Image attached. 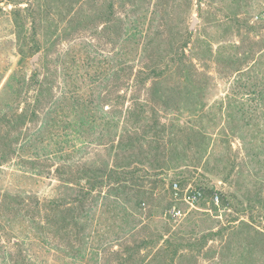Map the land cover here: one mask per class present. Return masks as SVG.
<instances>
[{"label": "trees", "instance_id": "1", "mask_svg": "<svg viewBox=\"0 0 264 264\" xmlns=\"http://www.w3.org/2000/svg\"><path fill=\"white\" fill-rule=\"evenodd\" d=\"M252 1L0 0L21 62L38 55L0 94V264H264V215L212 182L231 187L264 156V0ZM47 182L54 195L34 190ZM191 183L215 217L237 216L165 222L175 184Z\"/></svg>", "mask_w": 264, "mask_h": 264}, {"label": "rangeland", "instance_id": "2", "mask_svg": "<svg viewBox=\"0 0 264 264\" xmlns=\"http://www.w3.org/2000/svg\"><path fill=\"white\" fill-rule=\"evenodd\" d=\"M206 2L207 0H203ZM259 0H253L252 5H257ZM205 5V4H204ZM205 8H208L205 6ZM198 7L196 6V2H194L193 8L190 12L189 19L187 21V25L191 28V30H196L199 28L200 18L198 13ZM257 11V9H254ZM12 6H9L6 2L0 4V94L2 95V104L3 102H6L11 97V91L9 90L8 86L5 84L7 83L8 78L11 76V74H17V77H22L23 79L28 77L31 74L32 69L37 65L38 58H35L37 55H28L27 58H25L24 63L21 62V55H20V49L25 48L27 49V44L25 41H22V43H19L16 35V30L14 26L13 21V15L11 14ZM184 13V12H183ZM177 15V12L176 14ZM194 19H196V22L194 23ZM176 25V24H175ZM89 40H86L88 43V51L94 56L97 52V45L99 47L98 39L94 35V31L90 30L86 35ZM20 48V49H19ZM104 52L99 51L100 54H103L104 58L109 56L112 52V46L110 44H105L102 47ZM116 50L113 51V54H115ZM110 55L113 57L114 55ZM13 82V81H12ZM15 83V82H14ZM226 85L223 82H220L219 89L215 91V98H217L221 93L224 91ZM4 92V93H3ZM21 107L23 106L20 105ZM238 146V143H235V148ZM89 157L93 158L94 154H89ZM253 168H258L257 172L258 176L254 171L251 174H244L242 178L236 180L231 187L224 184L221 180L214 178L212 179V182L215 184L216 190L218 192L221 191H230L235 193L240 200H242L244 203H246V200L248 199L250 202L253 203V205L256 207V210L258 212H254V216H260L264 215V202L261 203V201H264V156L260 159V163L258 165H255ZM263 168V169H262ZM56 183H53L51 185L50 182H47L44 186H34V190L40 192L42 195H54L55 194V186ZM197 190V187L195 183H191L190 186H188L186 189H184L181 192L180 199H176L177 206L181 207L183 211L185 212V216L182 217L178 221H173L167 217L168 220H165V222H169L172 226H179L180 224H183L184 220L191 216L190 219L194 222L200 221L203 218L208 220L207 226H204L203 229L209 226V224H218V221H224L226 222L227 218H234L237 216L236 210H229V209H223L220 211V214L222 216L215 217V212L211 210L213 208L212 203H206L205 199L201 197L196 201L194 206L190 205L184 200V197L186 196V191H188V194H191V192ZM183 198V199H182ZM205 203V205H203ZM194 210H198L195 212ZM245 219V218H244ZM159 221V220H157ZM202 225V223H200ZM156 226L161 227L164 226V223H158ZM264 226V225H263ZM202 229V230H203ZM262 255L264 257V251L262 252Z\"/></svg>", "mask_w": 264, "mask_h": 264}, {"label": "built area", "instance_id": "3", "mask_svg": "<svg viewBox=\"0 0 264 264\" xmlns=\"http://www.w3.org/2000/svg\"><path fill=\"white\" fill-rule=\"evenodd\" d=\"M176 189V199H180L181 192L183 189H178L177 184H175ZM202 197V193L199 190H195L191 192V194H188V191H186V196L184 197V200L189 203L190 205L194 206L196 201ZM183 199V198H182ZM219 196H215V203L218 205L219 203ZM168 215L174 219V220H180L182 217H184L186 214L183 211V209L176 204L169 210Z\"/></svg>", "mask_w": 264, "mask_h": 264}, {"label": "water", "instance_id": "4", "mask_svg": "<svg viewBox=\"0 0 264 264\" xmlns=\"http://www.w3.org/2000/svg\"><path fill=\"white\" fill-rule=\"evenodd\" d=\"M196 22V19H194V23ZM35 58H38V55L35 57Z\"/></svg>", "mask_w": 264, "mask_h": 264}]
</instances>
